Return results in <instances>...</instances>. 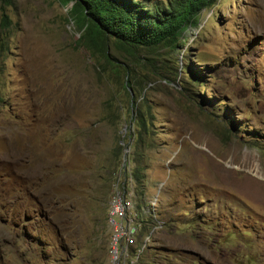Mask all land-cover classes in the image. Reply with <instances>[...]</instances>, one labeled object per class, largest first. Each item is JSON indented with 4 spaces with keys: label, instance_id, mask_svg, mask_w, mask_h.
Instances as JSON below:
<instances>
[{
    "label": "rangeland",
    "instance_id": "rangeland-1",
    "mask_svg": "<svg viewBox=\"0 0 264 264\" xmlns=\"http://www.w3.org/2000/svg\"><path fill=\"white\" fill-rule=\"evenodd\" d=\"M1 7L0 264H111L115 190L137 214L118 264H264V0H217L158 53L139 143L125 91L75 46L68 6Z\"/></svg>",
    "mask_w": 264,
    "mask_h": 264
},
{
    "label": "trees",
    "instance_id": "trees-1",
    "mask_svg": "<svg viewBox=\"0 0 264 264\" xmlns=\"http://www.w3.org/2000/svg\"><path fill=\"white\" fill-rule=\"evenodd\" d=\"M57 1L68 6L66 21L77 34L75 46L87 51L100 71H109L125 91L133 110L130 118L139 132V143L140 133L146 131V116L149 119L150 114L144 100L141 99L139 104L136 100L143 96L150 77H158L161 69L157 66L158 53L167 51V56L172 55L186 30L197 26L200 12L211 8L217 0H166L162 4L155 2L151 5L136 0ZM10 3L11 0H0L2 7ZM8 26L9 19L2 12L0 57L6 48L3 34ZM110 51L122 53L126 60L118 61ZM191 76L199 77L193 73ZM121 79H124V85ZM141 106L144 107L143 112ZM139 163V159L134 161L132 172L136 182L141 178Z\"/></svg>",
    "mask_w": 264,
    "mask_h": 264
},
{
    "label": "built area",
    "instance_id": "built-area-1",
    "mask_svg": "<svg viewBox=\"0 0 264 264\" xmlns=\"http://www.w3.org/2000/svg\"><path fill=\"white\" fill-rule=\"evenodd\" d=\"M137 214L132 198L124 191L115 190L108 202L106 224L110 229L109 250L111 264H118L122 257V242L126 247L136 232Z\"/></svg>",
    "mask_w": 264,
    "mask_h": 264
}]
</instances>
